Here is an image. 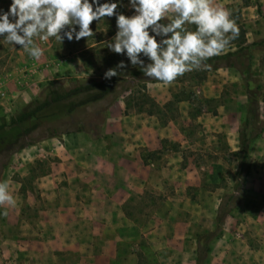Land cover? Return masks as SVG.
Instances as JSON below:
<instances>
[{
	"label": "rangeland",
	"instance_id": "obj_1",
	"mask_svg": "<svg viewBox=\"0 0 264 264\" xmlns=\"http://www.w3.org/2000/svg\"><path fill=\"white\" fill-rule=\"evenodd\" d=\"M127 2L118 13L132 15ZM214 2L245 34L242 71L202 67L168 84L136 78L139 69L107 48L115 16L94 21L93 34L78 42L50 38L43 49L36 39L39 61L20 46L0 44V76H17V88L34 93L29 104L46 98L51 80L102 81L120 61L128 63L111 78L122 87L76 116L86 131L0 156V181L16 199L15 207L0 208L8 212L0 215V264H264V0ZM10 3L0 0V9ZM47 59L59 71L33 84L32 63ZM144 92L158 106L153 115L137 112ZM250 102L259 107L261 133L237 191L239 131ZM29 104L5 109L0 125ZM232 195L237 206L218 223V209ZM204 245L210 252L199 261Z\"/></svg>",
	"mask_w": 264,
	"mask_h": 264
},
{
	"label": "clouds",
	"instance_id": "obj_2",
	"mask_svg": "<svg viewBox=\"0 0 264 264\" xmlns=\"http://www.w3.org/2000/svg\"><path fill=\"white\" fill-rule=\"evenodd\" d=\"M121 5L122 0H11L7 10L0 9V44L20 46L39 61L43 50L36 39L78 42L93 34L94 21L115 16L117 31L107 48L125 56L145 77L168 84L207 67L239 32L231 12L214 0H128L132 15L118 13ZM127 67L122 60L105 78ZM5 205L15 207L16 199L8 182L0 181V208ZM0 215L7 216V210Z\"/></svg>",
	"mask_w": 264,
	"mask_h": 264
},
{
	"label": "trees",
	"instance_id": "obj_3",
	"mask_svg": "<svg viewBox=\"0 0 264 264\" xmlns=\"http://www.w3.org/2000/svg\"><path fill=\"white\" fill-rule=\"evenodd\" d=\"M259 13L264 16L261 9ZM195 30V26L193 28ZM227 52H221L218 56L209 59L206 68L211 71H217L222 68L239 69L242 71L243 65L240 64V59H243L246 51L245 34L241 32L231 41ZM239 61V68H238ZM249 64L243 71H249ZM134 77L144 76L141 71L134 72ZM117 86L115 79H104L102 81L91 83L75 82L66 86L58 78L51 80L48 84V95L45 99L33 100L18 116L12 117L9 124L0 125V156L6 155L10 158L11 155L32 146L35 143L48 139L55 138L61 135H69L86 131L82 122H77L76 116L101 101L106 100L110 95L114 94ZM134 87V86H133ZM147 87L143 86L142 90ZM128 87L125 92H129ZM118 97H116L117 99ZM138 113H146L153 115L157 110L155 101L144 92L138 100ZM128 107V106H127ZM148 107V108H144ZM58 108L57 110H54ZM259 107L256 103L250 102L248 108V118L246 119L243 128L239 131V156L242 154V184L238 185L240 191L243 184L246 182L249 170L247 169L248 151L254 141L260 137L261 128H259ZM42 133L41 138L37 139L33 136L36 133ZM226 204H221L217 213V222L220 223L225 217L230 214L237 206V197L232 195ZM233 203V206L231 205ZM207 242V241H206ZM204 250L201 255H198V260L204 259V256L210 252V248L204 245Z\"/></svg>",
	"mask_w": 264,
	"mask_h": 264
},
{
	"label": "crops",
	"instance_id": "obj_4",
	"mask_svg": "<svg viewBox=\"0 0 264 264\" xmlns=\"http://www.w3.org/2000/svg\"><path fill=\"white\" fill-rule=\"evenodd\" d=\"M107 40L103 42H107ZM44 48H46V42L43 45V49ZM49 49L51 50V48L49 47L47 48V51H49ZM81 49L82 51H87V50H90L91 48L83 47ZM39 65L40 64L32 63L31 70H30L31 74H28L29 81H31L33 84L38 83V81H42L41 79L46 78V77L51 80L53 77V74L59 71V68L53 65L51 60H48V59L45 62V64H43L42 66H39ZM18 81L19 79L15 75L0 76V90H3L6 93L5 98L2 99V101H0V104L4 103L5 105V108L1 107L0 105V115L4 113L5 109L13 110V109L18 108L19 105L25 106L29 104L30 102L29 100L31 99L32 94L34 93L30 92L28 89H25L23 87L17 88L16 83Z\"/></svg>",
	"mask_w": 264,
	"mask_h": 264
},
{
	"label": "built area",
	"instance_id": "obj_5",
	"mask_svg": "<svg viewBox=\"0 0 264 264\" xmlns=\"http://www.w3.org/2000/svg\"><path fill=\"white\" fill-rule=\"evenodd\" d=\"M6 96V93L3 90H0V101H2V99H4ZM2 105V104H0Z\"/></svg>",
	"mask_w": 264,
	"mask_h": 264
}]
</instances>
